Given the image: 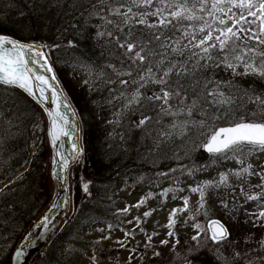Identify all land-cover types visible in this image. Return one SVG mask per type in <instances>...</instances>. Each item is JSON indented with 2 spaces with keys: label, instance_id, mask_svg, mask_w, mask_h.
I'll return each mask as SVG.
<instances>
[{
  "label": "snow or ice",
  "instance_id": "1",
  "mask_svg": "<svg viewBox=\"0 0 264 264\" xmlns=\"http://www.w3.org/2000/svg\"><path fill=\"white\" fill-rule=\"evenodd\" d=\"M5 6L8 9L17 8L15 0H8ZM30 8L37 14L38 20L54 9L55 16L68 17L57 32L61 38L68 33L71 39L66 44L36 42L34 39L23 42L12 35L0 33V86H4L6 92L9 88L20 89L37 104L44 105L43 111L48 119L47 135L54 149L51 175L60 182L65 208L72 203L69 196L72 164L79 162L84 149L73 140L71 153L66 154L63 150L64 138L75 136L78 128L74 130L75 122L68 115L71 111L75 116V111L66 96L61 98L63 90L58 91L52 83L55 81L58 84L59 81L50 54L53 49L62 47L75 49L78 37L88 38L89 29L94 28L91 38L97 43L103 41L101 47L108 51L109 62L99 69L92 65L79 66L88 71L90 78L95 75L104 84L115 86L110 88L107 103H122L113 113L114 119L109 121L110 124L120 126L123 120H129V133L138 131L142 140L151 141L149 155L159 153L165 145L175 146L178 139L181 144L173 150V158L177 160L190 158L191 153L200 149L210 154L209 163L181 164L179 168L169 170L173 174L179 171L181 175L192 177L218 161L233 160L238 165L237 168L220 171L218 178L197 181L194 186H188L190 194L199 196L195 211L190 205V195L180 197L183 207L170 210L164 227L168 229L166 236L175 239L173 250L180 243L176 233L178 213L187 211L184 224L188 225L191 221L190 226L195 229L190 239L196 244L190 245L183 256L176 253L180 264H210L201 259V248L205 246L201 241L222 244L229 240V228L220 219L210 216L208 199L211 189L231 190L220 198V204L234 219L233 213L240 211L243 204H232L230 207L227 195L236 200L235 190L239 187L244 204L257 202L254 211L244 209L245 215L253 227L264 228V161H260V156L264 155V0H32ZM17 10L21 16L25 15L22 10ZM6 17L7 13L0 16V21ZM93 20L99 23H93ZM37 69H42L43 73ZM44 73L52 75L49 78ZM220 73H229V78L218 79ZM246 79L252 81L247 87L242 83ZM84 83L88 84L89 80ZM49 92L54 108L45 103L49 100ZM10 99L9 95L4 103L7 104ZM4 116L7 114L0 112V117ZM133 116L136 119L133 120ZM8 123L11 124V121L8 120ZM42 123V120L37 121L34 129L43 131ZM119 136L125 143L133 139L125 133ZM41 139L37 136L34 144ZM181 150L184 157L179 155ZM252 157L260 162L253 163ZM168 176L169 173L161 172L157 174V179ZM233 177L241 183L234 185ZM253 177L259 182L252 184ZM90 183L82 184L84 193L89 196ZM180 184L179 177H175L174 186L163 188L159 195L166 199L171 193L172 199H177L176 194L185 191ZM245 184L248 191H245ZM2 192L3 189H0ZM153 195L148 192L135 205L118 210L116 215H127L131 208L138 209ZM58 206L54 200L49 211ZM73 211L78 209L73 208ZM153 211L156 209L145 211L143 217L151 216ZM200 215L204 216L205 223L197 220ZM133 222L136 228H121L123 239L115 241L120 248L129 250L128 264L135 258L132 254L139 250V244L129 248L130 238H135L137 228L146 239L140 256L142 264L150 248L153 257H160L162 253L152 243L159 233L155 230L147 233L139 215L127 223ZM38 226L48 231L50 217L43 215ZM113 228L114 225L108 223L109 234L94 241L93 247L111 239ZM99 231L104 232L105 229ZM168 238L161 239L160 244L167 246L170 243ZM25 241L24 245L17 246L12 257L17 264L25 255L24 248L32 244L27 237ZM259 245L264 251V238ZM214 251L217 260L228 264L219 248ZM255 255L260 256L261 253ZM234 256L247 261V264H255L248 259L247 253L241 257V253L235 252ZM90 260L92 264H99L95 252Z\"/></svg>",
  "mask_w": 264,
  "mask_h": 264
},
{
  "label": "rangeland",
  "instance_id": "2",
  "mask_svg": "<svg viewBox=\"0 0 264 264\" xmlns=\"http://www.w3.org/2000/svg\"><path fill=\"white\" fill-rule=\"evenodd\" d=\"M1 10V6H0ZM36 21V19H33V24ZM37 28L41 26V24L44 22L42 20H37ZM93 23H99L97 20H93ZM139 27V26H138ZM89 31L94 35L95 29H89ZM56 34H59L58 32ZM71 39V35L66 33L64 37H59L58 43H63L64 40ZM54 40V39H53ZM65 43V44H66ZM118 54V53H117ZM55 68H57L60 64L64 65V70L61 74L68 78L71 84V91L73 93H78L82 95L81 102H78L77 105L80 109V118L82 123H90V121H97L99 124L103 126V130H107L108 132H104V137L101 139V141L105 142L108 141V134L112 133L115 134L117 127L116 125L110 124L109 121L114 119L113 113L116 112L122 103V101H113L112 104H106L102 103V98H104V94L107 92L109 93L110 88L115 87L112 85H106L101 80L96 79L95 75H93L91 78L89 77L88 71L84 67H80V64L86 63L83 62L80 57L77 56V53L73 51L71 48L64 47L63 50L58 51L55 54ZM68 62V63H66ZM73 65H77L76 67H73ZM85 65H90L86 63ZM100 68V67H99ZM96 68V69H99ZM108 71V70H107ZM226 73H220L221 78H224ZM85 80H89V83H84ZM78 88L81 91L76 90L75 88ZM131 89H129L130 91ZM101 92V93H99ZM109 97V96H108ZM132 119H136L135 116L132 117ZM130 121L125 119L121 122L122 124L128 125L129 127ZM41 132L35 129H32L30 131V138L31 142L30 145L34 144V140L37 136L41 137ZM44 134V133H43ZM122 146V141H120ZM98 144L101 145V142ZM181 144V141L178 139L176 141V145H165L163 148H167L169 150H174L176 146H179ZM144 145V144H143ZM142 145V146H143ZM36 144L32 145L30 147L31 150H34L36 148ZM140 146L138 148V151L142 147ZM190 147V145H189ZM164 155L165 152L161 151ZM179 155L181 157H184L183 150L179 152ZM173 156V154H172ZM143 158H148V155ZM209 157H206V155H203L200 150L191 153L190 158L184 157L180 160L175 159L177 162V168L181 164H185L188 166H192L193 164L196 165H203L209 163ZM253 163H258L260 161H264V155L260 156V161H257L255 157H252ZM148 162H151L148 158ZM152 164V163H150ZM238 165L233 160L228 161H218L216 164L211 165L208 167L206 171H200L196 172L194 176L189 177L188 175H181L179 171L176 173H172L168 176V178L160 179L157 178L153 179L150 171H142L137 176H127L122 177L120 181L117 183L116 181L112 182H105L103 184H98L96 187L98 190H102L104 192V198L106 200H109V204H106V206H110L113 202H116L115 209L120 210L125 208L126 206L135 205L137 201L142 197L145 196L148 192L154 193L152 197H150L147 202L142 205L141 207L137 208H131L129 213L127 215H120L122 219V227H114L111 230V239L109 240H103L101 244L97 245L95 248L92 247V249L88 250H81L76 249L73 246L76 247V245L68 240H61L58 245L57 242H55L54 249H53V264H92L90 258L93 256L94 252L98 255L99 264H128V257L130 255V252L127 248H120L118 244L115 243L118 239H123L124 233L121 231V228L124 229H133L136 228L135 222L133 224H128L127 222L129 220H133V218L137 215H139L142 220L143 224L142 227L146 230L147 233L151 234L153 230L157 231L159 233L158 236L153 238V245L156 247L157 250L162 252L161 261L157 262L156 264H171L175 260H179L176 256V253H180L181 256H183L187 248L191 245L194 246L196 244V241H192L190 238L192 235L195 234V229H193L189 222L188 225L184 224L185 218L188 216V212H182L177 214L178 219V227L176 228V233L180 238V243L176 245L175 249L173 250V244L175 243L174 238H168L166 236V233L168 229L164 227L167 223V217L170 212V210L174 207H183V202L180 199V197L184 195H190V205L192 208V211H195L196 208V202L199 199L198 194L192 193L190 194L187 191V188L189 185H195L197 181L202 180H210L213 178H218V173L220 171H224L227 168H237ZM1 169V167H0ZM152 169H154V165L152 166ZM159 168L155 171H158ZM146 172V173H144ZM160 171L156 172L159 173ZM155 173V174H156ZM143 177L141 180L140 178ZM179 177L181 184L180 187L184 188V192L177 193V199H172V194L169 193L168 197L165 199L159 195V193L162 191L163 188L169 187L170 185L174 186V178ZM258 179L253 177L251 178V183L256 184L258 183ZM232 183L234 185H237L241 183L240 181H237L234 177L232 178ZM157 184L159 186H157ZM4 185V183H0V189ZM245 191H248V185H244ZM231 190L227 189H211L209 192V207L211 209L210 216L211 218H219L222 221L225 222V224L229 227L231 238L228 242L222 243V244H216V246L211 245L212 248L209 247L210 252L207 251V247L204 246L202 249L206 252L204 253V256L201 257L202 260H207L208 258H211V252L215 255V249L219 248L220 252L223 254V256L227 259L228 264H247V261L237 258L234 256L235 252L241 253V257H243V254H248V259L253 260L255 264H264V251L261 250L259 241L264 238V228L256 229L259 230V232L255 233L257 236H253L255 239L251 241L250 243L247 241L245 237H250L252 234L249 232H245L244 230L246 227H244V230H242L243 227L238 225V227L235 225L238 220L236 219V213H233V216L235 217L233 219L232 216H229L227 214V210L222 209V206L220 204V198L225 196L227 193H230ZM253 191H259V189H253ZM235 196L237 197L236 200L232 199L231 195H227V199L229 202V206L231 207L232 204H237V206L243 204V208L241 210L244 212V209H247L248 212H252L257 207L256 201H249L247 204H244V198L240 194L239 187H236L235 190ZM12 209V206L9 207ZM150 209H156V211H153L152 215L144 218L143 213L145 211H148ZM113 211V210H112ZM245 213V212H244ZM247 220H250L249 217L245 215ZM197 220H199L201 223H205V218L203 215H200L197 217ZM239 224V223H238ZM244 226V225H243ZM253 225L250 226L252 228ZM99 229H105L104 232L99 231ZM250 230V229H249ZM252 232V231H251ZM109 232L107 230L106 225H97L91 228H81L78 233L74 234L72 237L76 240L79 239H85L91 243L94 241L100 239L103 235H108ZM168 238L170 240V243L165 246L160 244L161 239ZM243 240V242H242ZM146 242L145 236L143 233L139 232V229H136V235L135 238H130V244L129 248L133 245L139 244V250L135 252L134 259L131 261V264H142L140 260L141 253L143 250V245ZM202 244H205L206 241H201ZM64 243H70L64 244ZM11 245L9 248H5V245ZM16 247V242L13 239L0 241V264H9L10 254H13V251ZM172 249V250H171ZM169 250H171L169 252ZM255 253H261L260 256L255 255ZM202 255V254H201ZM38 257V256H36ZM150 257H152V249H148L145 253V260H148ZM12 259V256H11ZM210 261H213L211 258ZM221 264H224L223 261H220ZM30 264H41L40 259L37 258L35 261H31Z\"/></svg>",
  "mask_w": 264,
  "mask_h": 264
},
{
  "label": "trees",
  "instance_id": "3",
  "mask_svg": "<svg viewBox=\"0 0 264 264\" xmlns=\"http://www.w3.org/2000/svg\"><path fill=\"white\" fill-rule=\"evenodd\" d=\"M32 0H30V3ZM25 13L24 16H21L17 12L16 9L14 10L12 15H8L4 21H0V31H4L6 33L12 34L17 37L21 38H31V39H40L41 42L45 43H58V39L60 34L57 33V29L64 23V20L68 17H62L60 20H55L51 16L54 14L55 9L51 12H46L43 14V18L39 19L44 21L39 28H37V14L30 13L27 9L23 11ZM3 10H0V16H4ZM49 18H51V22H49ZM33 19L36 21L33 24ZM54 39V40H51ZM89 40H91L89 38ZM88 38L78 37V45L74 50H79L84 47H93L96 49H101L104 51L105 56L108 51L101 47L103 42L97 43L95 40L93 43L89 42ZM66 40L62 44H65ZM64 47L60 48L61 50ZM56 49L51 51V59L53 58V52ZM245 87L248 84L252 83L251 79H246L242 81ZM257 86H260V82H257ZM11 96V99L8 100V103L5 104L4 100ZM14 101V102H13ZM16 102V103H15ZM18 102V103H17ZM0 106L1 109L6 112L10 116L11 124L6 121V125L4 124L0 130L5 129L7 132V136H5L2 140L4 145L0 144V171H1V178L7 179L14 172L21 169L24 166V163L28 159V148L26 146V137L21 140L18 135L19 127L17 122L15 121L14 115L15 113L18 115L21 114L24 109L34 112V115L38 117L41 116L38 108L27 98L25 97L19 90L9 88L7 92L5 91L4 86H0ZM2 111V112H3ZM3 112V113H4ZM26 117H30V114L26 113ZM9 137H14L13 139L8 140ZM16 138L20 141V143L16 146ZM90 138V137H89ZM93 140V136L91 135ZM85 139H87L85 134ZM20 146H23L25 152L22 154L19 152ZM38 153L34 156L32 165H30L29 169H27L22 178L16 179L13 183H18L16 186V191H10L6 189V193L0 194V237H3L1 240L8 238H17L21 235V232L24 228L29 224L35 214L43 207L50 195V184L47 175V154L46 149L44 147H40L38 149ZM93 157V156H92ZM93 160V167L107 162L101 158H92ZM120 168H123L120 167ZM119 169V167L111 166L109 169L111 172L114 170ZM125 169V168H123ZM21 177V176H20ZM87 205V204H86ZM85 205V207H86ZM12 206V209L9 207ZM85 207L79 209L76 214H74L72 221L65 223L61 231L59 232V238H62L66 235H69V232L72 230L71 225L73 221L76 222L80 219V215H84L87 213L85 211ZM94 210H99L98 208H94ZM93 212V211H92ZM92 212L90 215L93 216ZM7 220V223L5 221ZM76 226V225H75ZM51 251L53 249L52 243L48 244L45 250ZM204 256L203 254L201 257Z\"/></svg>",
  "mask_w": 264,
  "mask_h": 264
},
{
  "label": "bare ground",
  "instance_id": "4",
  "mask_svg": "<svg viewBox=\"0 0 264 264\" xmlns=\"http://www.w3.org/2000/svg\"><path fill=\"white\" fill-rule=\"evenodd\" d=\"M8 0H0V6H1V10H3L4 12H7V14L10 16L13 14L14 10L17 9L25 11L26 9L33 14H36L35 12L32 11V9L30 8V0H15V3L17 5V8L14 9H8L6 8V4H7ZM56 11V10H55ZM51 12V11H49ZM52 13V12H51ZM20 14V13H19ZM53 17V19L55 20V18L57 20H60L61 16H55L54 14L51 15ZM75 53H77V56L80 57V59L83 62H86L90 65H92L95 68H99L102 67L103 65H105L108 61V53L105 54L104 57H102L101 49H96L93 47H84L82 49L79 50H74ZM106 52V49H105ZM114 62V61H113ZM83 63V64H86ZM110 71V70H108ZM25 97H27V94L24 93L22 90H19ZM101 93V92H99ZM109 93H105L104 94V98H102V103H107V99L109 98ZM14 102V101H13ZM16 103V102H15ZM18 103V102H17ZM3 110L1 109L0 106V112H2ZM4 112V111H3ZM6 113V112H4ZM28 113L30 114V117H26L25 114ZM7 114V113H6ZM15 121L18 124L19 127V133L17 136L20 137L21 140H23L26 137V134H28L27 136V140H26V146L28 148L29 144H30V131L33 128V125L37 122L40 121L39 117L37 115H34V112L31 111L29 113V111L25 110L21 112V114L18 115V113L14 115ZM10 116L7 114V116L4 117H0V128L5 124L6 125V121L5 120H9ZM128 125L126 126L125 124L120 125L119 127H117L115 134L109 133L111 135L108 134V141H98V140H91V147H90V151L93 155V157L95 158H101L103 160H105L107 162V164H110L111 166H116V167H122L125 168L124 170H122L121 172L115 174L112 179L115 180L116 178H118L120 175L125 176L126 174H129L130 176H137L140 172L142 171H150V173H153L151 175L153 179L157 178V174L156 172L160 171L161 172H167L170 174H172L171 172H169L170 169L172 168H177V162L175 161V158H173L172 154L173 151L169 150L167 148H162L160 150L159 153H152L151 155H149L148 153V148L151 147V141H144L140 138V134L138 131L134 132V133H129L128 130ZM92 130H99L98 126H92ZM104 132H108L107 130H102ZM6 130L2 129L0 130V139H3L5 136H7L6 134ZM120 133H125L126 136H132L133 139L129 140L127 143L122 141V146L120 143ZM104 137V136H103ZM14 137H9L8 140L13 139ZM99 142H101V145L98 144ZM4 145V142H2V140L0 141V144ZM20 143V141L16 138V146ZM144 144V145H143ZM143 145V146H142ZM142 146L140 148V150L138 151V148ZM18 147V146H17ZM165 147V146H164ZM126 149V150H125ZM165 152V154L163 155L162 152ZM19 152H21L22 154L25 152V149L23 146H20L19 148ZM148 155V158L151 162H148V158H143L144 156L146 157ZM152 163V164H150ZM154 165V169H152V166ZM159 168L158 171H155ZM146 173V172H144ZM156 173V174H155ZM103 204H109V200H106L104 198V192L103 191H96L95 197L93 199L92 202H90L89 204L86 205L85 207V211L89 210V209H94V208H101ZM112 207V205H110Z\"/></svg>",
  "mask_w": 264,
  "mask_h": 264
},
{
  "label": "water",
  "instance_id": "5",
  "mask_svg": "<svg viewBox=\"0 0 264 264\" xmlns=\"http://www.w3.org/2000/svg\"><path fill=\"white\" fill-rule=\"evenodd\" d=\"M38 71L43 73L42 69H37ZM49 76L50 73H44ZM49 100L46 101V106L54 108L55 105L51 102V93H48ZM62 98V97H61ZM44 107V105H42ZM67 111V110H65ZM68 115L70 120L74 121L75 124L73 125L74 130L78 128L77 121L74 116H72V112L68 111ZM78 138V131L76 132L75 136L72 137H65L64 138V151L66 154L71 153L72 151V142L73 139ZM59 181L55 178V184H56V193L52 200V202L55 200L57 204L59 205L57 208L52 209L49 211L51 204L48 206V208L42 213V215L30 226V228L25 232L23 238L21 239L18 246H22L26 243L25 238H29L32 240V244H29L27 247L24 248L25 255L21 258L19 264H27L29 257L34 253V251L41 245V243L47 239L49 234L54 230V228L57 226L59 220L64 217L68 211V207L65 208L62 204V196L64 195L63 190L59 187ZM43 215H48L50 217V229L48 231L45 230L43 227L38 226V222L41 220ZM43 234V235H42ZM14 264H17V262L14 260Z\"/></svg>",
  "mask_w": 264,
  "mask_h": 264
}]
</instances>
